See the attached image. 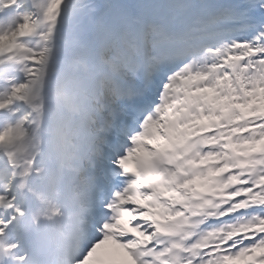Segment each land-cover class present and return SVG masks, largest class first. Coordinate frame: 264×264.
Wrapping results in <instances>:
<instances>
[{
  "label": "snow or ice",
  "instance_id": "obj_1",
  "mask_svg": "<svg viewBox=\"0 0 264 264\" xmlns=\"http://www.w3.org/2000/svg\"><path fill=\"white\" fill-rule=\"evenodd\" d=\"M0 264H264V0H0Z\"/></svg>",
  "mask_w": 264,
  "mask_h": 264
}]
</instances>
